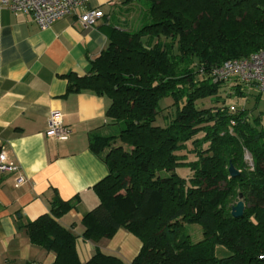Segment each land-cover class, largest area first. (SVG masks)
<instances>
[{
	"label": "trees",
	"instance_id": "16d2710c",
	"mask_svg": "<svg viewBox=\"0 0 264 264\" xmlns=\"http://www.w3.org/2000/svg\"><path fill=\"white\" fill-rule=\"evenodd\" d=\"M121 5L118 17L107 15V45L88 73L66 75L67 92L106 97L108 125L117 129L88 139L107 175L93 185L98 204L82 215L81 238L97 242L123 228L140 249L130 262L97 247L81 261L77 235L59 221L78 196L53 197L48 213L19 226L54 254L52 264H264V125L226 102L246 99L244 85L210 76L227 60L264 52V0ZM240 195L244 211L234 218ZM189 225L200 227L201 239L191 240Z\"/></svg>",
	"mask_w": 264,
	"mask_h": 264
},
{
	"label": "crops",
	"instance_id": "0c3cea01",
	"mask_svg": "<svg viewBox=\"0 0 264 264\" xmlns=\"http://www.w3.org/2000/svg\"><path fill=\"white\" fill-rule=\"evenodd\" d=\"M121 1L89 0L78 13L94 7L104 17L87 28L73 15L40 29L31 15L0 5V147L13 165L0 171V264H52L54 254L32 244L19 225L48 213L53 197H79L59 219L77 235L78 256L88 257L97 247L130 262L140 249L139 239L123 228L96 243L81 238L82 215L98 204L93 185L107 175L88 139L109 129V101L88 91L67 92L66 79L88 73L107 45V15L120 13ZM54 111L71 131L67 139L46 134ZM18 176L23 181L16 186Z\"/></svg>",
	"mask_w": 264,
	"mask_h": 264
},
{
	"label": "built area",
	"instance_id": "2783aa9c",
	"mask_svg": "<svg viewBox=\"0 0 264 264\" xmlns=\"http://www.w3.org/2000/svg\"><path fill=\"white\" fill-rule=\"evenodd\" d=\"M89 0H0V5L14 13H25L32 16L40 29H45L57 20L76 15L82 28L90 27L104 17L100 8L90 7L78 13ZM213 82H226L232 79L244 86L253 85L259 91H264V52L251 53L248 56L227 60L220 66L212 68L210 73ZM234 110V107H230ZM70 129L62 123L61 115L54 111L49 115L46 134L49 137L64 140L70 134ZM13 168L7 163L6 154L0 147V171ZM23 181L21 176L16 179L18 186Z\"/></svg>",
	"mask_w": 264,
	"mask_h": 264
},
{
	"label": "rangeland",
	"instance_id": "374dc122",
	"mask_svg": "<svg viewBox=\"0 0 264 264\" xmlns=\"http://www.w3.org/2000/svg\"><path fill=\"white\" fill-rule=\"evenodd\" d=\"M226 85H229V83ZM227 87L228 86H226V87L224 86L223 88L229 92L230 88H227ZM244 88H245V93H246L245 94L246 99L236 98L235 96H233V97L227 98L226 102L227 103L233 102L239 108H246V109L250 110L252 116L253 117H259L261 124L264 125V91H259L257 87L252 86V85H247ZM223 93H224V91H223ZM209 99H211V98H206L205 100H203V102H207V101L209 102ZM201 102L202 101H198L199 104ZM169 104H171V99L169 97L162 98L159 101V105L161 108L167 107V106H169ZM165 109L166 108H163V111ZM155 123H156V121H155ZM108 128L109 129H106L103 132L104 133H115L117 131V129L111 125L108 126ZM188 172H189V170L186 167H180V168L176 169V173L182 177L186 176ZM238 201H239V199H236L233 202V205H235ZM187 230L190 233L192 241H197V240L201 239V230H200V227L198 225H189L187 227ZM90 242L93 243L94 241H90ZM94 243H96V242H94ZM221 253L223 254V252H219V254H221ZM78 257L81 261L85 262V261L90 259L91 255H88V257H84V258L80 257V255Z\"/></svg>",
	"mask_w": 264,
	"mask_h": 264
},
{
	"label": "water",
	"instance_id": "95a60500",
	"mask_svg": "<svg viewBox=\"0 0 264 264\" xmlns=\"http://www.w3.org/2000/svg\"><path fill=\"white\" fill-rule=\"evenodd\" d=\"M229 174L231 177H235L239 174V171L237 169H235L233 166H230L229 167ZM244 207H245V205H244V202L241 199V195H240L239 201L231 207L230 212H231L232 217H234V218L241 217L243 214V211H244Z\"/></svg>",
	"mask_w": 264,
	"mask_h": 264
}]
</instances>
